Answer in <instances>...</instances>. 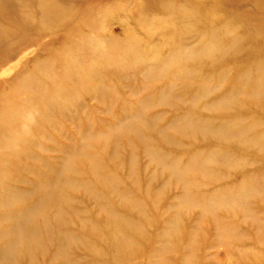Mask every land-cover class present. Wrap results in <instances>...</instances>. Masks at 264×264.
I'll return each mask as SVG.
<instances>
[{"label":"rangeland","instance_id":"obj_1","mask_svg":"<svg viewBox=\"0 0 264 264\" xmlns=\"http://www.w3.org/2000/svg\"><path fill=\"white\" fill-rule=\"evenodd\" d=\"M0 264H264V0H0Z\"/></svg>","mask_w":264,"mask_h":264},{"label":"bare ground","instance_id":"obj_2","mask_svg":"<svg viewBox=\"0 0 264 264\" xmlns=\"http://www.w3.org/2000/svg\"><path fill=\"white\" fill-rule=\"evenodd\" d=\"M33 49V48H32ZM27 53L28 52H25L21 57H20V59L18 58V60L16 61V63H15V65L14 64H12L11 66H19V64H22V63H20V62H22V59H24L25 57H26V55H27ZM8 69V68H7ZM6 70V69H5ZM9 70H11V69H9ZM8 70V71H9ZM4 71V69L2 70V72ZM7 71V70H6ZM1 72V73H2ZM5 73H7V72H5ZM108 212V211H107ZM106 213V212H105ZM12 215H14V214H12ZM6 218V217H5ZM132 222V221H131ZM128 224V223H127ZM130 226V225H129ZM134 229V228H133ZM99 231V230H98ZM2 243V242H1ZM22 244V243H21ZM112 244V243H111ZM12 245V244H11ZM8 247V246H7ZM17 248V247H16ZM17 251V250H16ZM24 255V254H23ZM116 257V256H115ZM18 262V261H17ZM123 262V261H122Z\"/></svg>","mask_w":264,"mask_h":264}]
</instances>
